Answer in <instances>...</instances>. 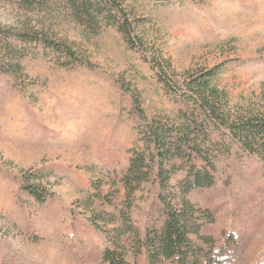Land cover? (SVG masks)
<instances>
[{"label":"rangeland","instance_id":"rangeland-1","mask_svg":"<svg viewBox=\"0 0 264 264\" xmlns=\"http://www.w3.org/2000/svg\"><path fill=\"white\" fill-rule=\"evenodd\" d=\"M120 1L149 57L115 23L77 21L68 0H0V23L44 28L92 64L65 67L51 48L29 43L21 72L0 70V264H107L104 251L123 247L130 262L150 264L145 230L162 227L165 209L184 198L198 226L188 264H264V162L236 144L220 154L218 132L205 145L212 184L186 191L191 165L201 162L181 157L165 163L167 183L157 159L133 193L123 183L130 156L151 157L140 112L180 122L188 108L177 88L189 74L215 67L211 84L232 105L259 93L264 0ZM159 57L173 69L168 85L157 74ZM37 168L46 176L36 182L51 193L44 202L23 188Z\"/></svg>","mask_w":264,"mask_h":264},{"label":"trees","instance_id":"trees-1","mask_svg":"<svg viewBox=\"0 0 264 264\" xmlns=\"http://www.w3.org/2000/svg\"><path fill=\"white\" fill-rule=\"evenodd\" d=\"M25 1L28 3L32 0ZM67 4L77 21L95 29L98 26V18L115 23L119 31L126 35L129 43L135 47L139 46L149 57L151 48L140 38L139 26L133 12L122 7L120 0H68ZM29 43L51 48L65 67L92 65L81 50L67 41L52 37L44 28L34 26L14 28L0 23V70L13 74L21 72L22 60L28 53L26 45ZM156 59L154 61L157 62V74L168 85L167 78L170 76L168 77L167 69L171 71V63L166 59L164 63L160 57V61ZM215 73V67L204 68L189 74L180 85L175 82L179 85L177 91L188 108L182 112L183 118L180 122L148 118L143 111L140 112L142 139L147 144L151 157L148 160L144 151L130 156L123 179L129 194L146 181L156 159L162 183L168 181L165 163L173 157H181L187 161L194 158L201 162L191 165V179L186 182V191L192 187L212 184L216 168L208 154L211 149L205 145L206 143L210 145L214 132L219 133L217 149L221 151L220 154H229L231 145L236 144L249 156H257L264 162V81L259 93L254 94L249 101L242 105H232L226 91L211 84V78ZM128 151L132 152V149ZM32 174L34 181L26 182L23 188L39 202H44L51 193L36 181L44 178L46 172L42 168H37ZM128 186L132 189H128ZM165 213L162 227L158 228L155 224L148 226L142 238L148 260L150 264H155L161 257L174 258L178 264H188L190 252H193L190 234L198 232L194 206L184 198L181 207L168 206ZM130 256L125 247L107 248L103 260L107 264H135L129 261ZM194 263L197 264V260ZM206 264H210V258Z\"/></svg>","mask_w":264,"mask_h":264}]
</instances>
